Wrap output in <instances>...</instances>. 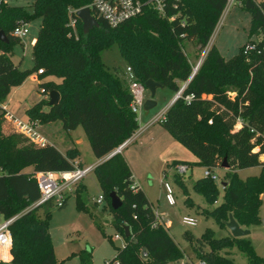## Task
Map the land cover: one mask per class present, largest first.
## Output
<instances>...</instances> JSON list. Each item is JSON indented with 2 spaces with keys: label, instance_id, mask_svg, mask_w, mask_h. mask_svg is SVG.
I'll return each instance as SVG.
<instances>
[{
  "label": "trees",
  "instance_id": "trees-1",
  "mask_svg": "<svg viewBox=\"0 0 264 264\" xmlns=\"http://www.w3.org/2000/svg\"><path fill=\"white\" fill-rule=\"evenodd\" d=\"M31 1L32 13L25 7L0 0V32L9 39L8 43L0 41V217L4 220L18 217L10 225L12 261L0 264H59L49 228L51 213L47 211L44 220L36 215L39 208L51 201L30 209L41 197L34 174L71 171L80 156L77 149L63 154L50 144L36 146L14 130L8 134L2 102L13 88L43 71L38 78L59 81L40 84L45 101L29 108L27 117L39 126L61 121L66 132L82 127L96 159H105L140 130L137 115L131 110L132 95L125 73L119 69L111 71L103 62L102 53L114 46L138 82L145 85L153 80L174 94L188 83L182 97L171 105L159 123L196 156L198 165L212 173L227 158L230 169L225 171L224 200L208 215L227 235L217 236L211 229L200 238L190 232L184 234L200 262L235 264L230 256L237 249L248 264H264V258L257 255L249 237L234 238L227 227L231 216L248 230L261 221L264 0H236L252 14L251 35L262 40L257 44L250 40L230 61L212 46L194 76L185 43H194L201 51L205 50L229 0H168L166 17L149 0H136L143 5L142 12L116 28L108 27L92 11L99 27L88 34L84 33L75 11L88 8L92 0ZM248 4L252 9L247 8ZM70 17L77 20L78 39L71 35ZM36 19L42 24L33 46L34 68L22 71L12 61L14 44L20 41L14 31ZM249 45L254 49L246 51ZM53 91L60 94L61 100L57 106L50 107V99L46 97ZM189 96L192 97L187 100ZM44 106L49 107L47 112ZM179 164L185 163L175 161L173 167ZM256 167L262 168L260 176L239 178L238 171ZM31 168L32 172L28 170ZM94 173L112 213L113 225L126 241L125 247L106 264H170L183 258L166 223L157 218L146 193L135 186L133 173L120 153L98 164ZM175 183L186 189L181 175L175 176ZM83 189L84 186L79 187L76 195L79 208L86 209ZM194 190L208 202L218 203L212 178L197 181ZM112 192L122 200L118 210L112 209ZM66 203L65 198L60 208ZM126 226L130 228V237L125 235ZM83 264H92L88 255H84Z\"/></svg>",
  "mask_w": 264,
  "mask_h": 264
},
{
  "label": "rangeland",
  "instance_id": "rangeland-1",
  "mask_svg": "<svg viewBox=\"0 0 264 264\" xmlns=\"http://www.w3.org/2000/svg\"><path fill=\"white\" fill-rule=\"evenodd\" d=\"M11 6L25 7L32 13L31 0H7ZM42 21L34 20L28 25L29 34L14 44V55L12 61L19 66L22 71L34 68L33 46L34 39L37 38ZM252 14L249 10L235 4H228L218 27L212 37L219 53L226 59L232 60L240 54L241 48L250 40L257 44L262 37L251 35ZM212 45L210 44L209 47ZM210 50V48L208 49ZM185 51L194 68L201 60L207 56V48L203 51L191 42L185 43ZM1 54V51H0ZM103 62L111 71L119 69L127 73L128 65L121 56L117 46L112 47L102 53ZM203 63V62H202ZM48 80L59 81L55 78L40 79L30 76L23 85L13 88L10 95L2 102L1 107L8 110L15 116L27 120L26 111L36 104L45 101L42 95L40 84ZM174 93L167 88L157 90L155 96L156 107L145 112L143 110L138 116L139 127H144L148 122L161 117L166 113ZM234 96V93L232 94ZM151 94L146 92V100ZM49 107L44 106V111ZM6 132L12 133L10 124L5 123ZM146 137L139 141L133 140L120 153L129 165L133 175L134 184L142 189L155 213L169 224L170 235L174 238L179 249L183 253V258L178 262L170 264H200V260L194 253L190 243L185 239L184 234L190 232L196 238H200L211 229L217 236H226L227 232L221 230L219 225L209 213L221 204L224 200V186L226 182L225 169L214 170L213 174L218 176L215 185L218 192V203L208 202L202 195L194 190L197 181L204 179L206 168L197 164L196 156L177 141L161 123H154L148 130ZM146 131V132H147ZM139 132V131H137ZM39 133L46 138L50 145L58 147L61 151L75 147L72 140H79V150L84 167L96 163L90 143L80 127L76 132H66L61 121L40 125ZM175 161L189 164L190 171L181 176L186 189H182L175 183V176L178 175L173 163ZM32 172V168L28 169ZM262 168L256 167L238 171V176L246 180L252 176H260ZM79 186H74L64 193L67 200L66 206L60 208L56 199L49 205L43 206L36 211L38 219H46V212L51 213L49 228L51 240L55 251V256L59 264H83L84 255H88L92 264H106L112 261L118 254V250L125 247L126 241L121 232L113 225V216L106 201L103 204H96L99 196L103 195L100 185L94 172L90 173ZM163 183H169L174 191L176 205L171 206L166 198V190ZM84 186L82 199L86 209L79 208L77 201V189ZM190 199L188 204L186 200ZM262 206L260 208V223L250 227V241L261 258H264V194L262 196ZM185 216L196 218V227L183 225ZM116 236L120 239L113 240ZM141 252L144 253L142 249ZM235 264H248L247 258L237 249L232 251L230 256Z\"/></svg>",
  "mask_w": 264,
  "mask_h": 264
},
{
  "label": "built area",
  "instance_id": "built-area-1",
  "mask_svg": "<svg viewBox=\"0 0 264 264\" xmlns=\"http://www.w3.org/2000/svg\"><path fill=\"white\" fill-rule=\"evenodd\" d=\"M168 0H149V4L153 6L155 10H157L163 17H166V7ZM236 0H229L228 4H235ZM228 6V5H227ZM176 7V5H174ZM100 18L102 19L108 27L116 28L122 23L132 18L137 17L143 9V5L141 2L136 0H92L91 5L88 7ZM226 11V10H225ZM78 11H75L77 14ZM93 16V15H92ZM71 35L75 36L76 39L79 38L77 31V20L73 17H70ZM218 27V26H217ZM29 34L28 25H22L15 29L14 35L19 37L20 39L25 38ZM214 35V34H213ZM213 45V41L211 39L208 47ZM207 47V51L208 50ZM212 47V46H211ZM210 47V48H211ZM254 49V46L249 45L246 48V51H250ZM208 53V52H207ZM203 60H201L197 66L194 68L193 76L197 73L200 66L202 65ZM43 71H38L35 74L38 77L42 75ZM126 75V79L129 83L130 92L132 95V103L131 110L137 116L145 109L146 104V92L148 91L146 86L141 82H138L135 78L133 71L128 68ZM188 83L184 84L181 91L176 94L175 101L182 97L184 89L186 88ZM192 96L187 97V100H190ZM49 98V97H46ZM5 121L10 124L17 134H20L27 138L31 143L36 146L44 147L49 144L48 141L39 133V125L36 122L31 121L29 118L27 120H23L19 117H16L14 114L4 109ZM164 120V114L150 122L151 124L162 122ZM134 137V136H133ZM132 137V138H133ZM130 144V140L120 146L116 151H114L111 155L107 156L106 160H108L113 155L121 153L125 147ZM97 165L84 167L81 166L79 162L74 161V169L67 172H41L35 173L34 178L38 182V187L40 190L41 197L40 199L34 203L30 209H35L40 206L47 204L48 202L56 199L57 204L61 207L64 204L65 197L64 193L70 190L72 187L79 185L83 180L92 172H94ZM175 170L177 174L184 176L190 171V167L185 164H179L175 166ZM205 178L210 177L214 181L218 180V176L214 175L210 170H206L204 174ZM136 186V185H135ZM164 189L166 190V198L171 206L176 205V199L174 195V191L172 186L169 183H163ZM105 201L103 195L99 196L96 200L98 205L103 204ZM217 204V203H216ZM157 218L160 221H163L156 214ZM18 217L4 220L0 217V262L10 263V261L6 260L5 253L11 256V249L13 246V238L10 231V225L17 219ZM183 225L187 227H196L198 221L196 218L185 216L182 220ZM120 239L119 236H116L113 240ZM200 264H204L201 262Z\"/></svg>",
  "mask_w": 264,
  "mask_h": 264
},
{
  "label": "water",
  "instance_id": "water-1",
  "mask_svg": "<svg viewBox=\"0 0 264 264\" xmlns=\"http://www.w3.org/2000/svg\"><path fill=\"white\" fill-rule=\"evenodd\" d=\"M248 9H252V6L250 4L247 5ZM77 16L81 19L83 23V30L85 34H88L91 30L94 28L99 27V22L92 16L91 10L89 8H84L77 12ZM0 41L3 43H8L9 39L5 35L4 32H0ZM147 90L150 92L151 97L149 100L146 101L145 104V112H149L153 108L156 107L157 103L155 102V96L158 89L163 88L162 85L154 82L153 80L148 81L145 84ZM49 106L55 107L60 103L61 97L60 94L56 91H53L49 95ZM114 156V155H113ZM112 156V157H113ZM111 158V157H110ZM109 158V159H110ZM222 169L229 170V164L227 163V158L224 159V163L221 167ZM223 186L225 187L226 184L224 183ZM111 199V206L113 210H118L122 207L123 203L120 197L117 195L116 192H112L110 194ZM227 227L229 231L231 232L232 236L234 238H243V237H249L251 234V231L248 229H243L237 221L233 218V216L230 217L229 223H227ZM125 235L126 237H130L131 232L130 228L128 226L125 227Z\"/></svg>",
  "mask_w": 264,
  "mask_h": 264
},
{
  "label": "crops",
  "instance_id": "crops-1",
  "mask_svg": "<svg viewBox=\"0 0 264 264\" xmlns=\"http://www.w3.org/2000/svg\"><path fill=\"white\" fill-rule=\"evenodd\" d=\"M36 42V39H34V43ZM213 46V45H212ZM210 47H208V49H209ZM34 78H35V76H33ZM175 97H176V94L174 95V97H172V99H171V102H170V104H169V106L167 107V110L171 107V105L175 102ZM17 117V116H16ZM155 120V119H154ZM153 121V120H152ZM151 121V122H152ZM153 124H151L150 125V122H148L144 127H142V128H140V130H139V132H137L135 135H134V137L133 138H131L130 139V143L133 141V140H137V141H139L142 137H146V135L149 133L147 130L152 126ZM80 128V127H79ZM78 128V129H79ZM82 128V127H81ZM78 129L77 130H75V131H70V132H76V131H78ZM83 129V128H82ZM147 131V132H146ZM85 133V132H84ZM46 139V138H45ZM72 140V143L74 144L73 146H75V147H72V148H69V149H67L66 151H61L58 147H56L61 153H63V154H65L68 150H71V149H77V150H79V145H80V141L79 140H73V139H71ZM49 143V142H48ZM79 152H80V150H79ZM80 156H81V152H80ZM80 156H79V158H80ZM79 158H77L76 160H79ZM107 158V157H106ZM106 158L105 159H102V160H98L97 159V161H96V163H94L93 165H98V164H100V163H102L103 161H105L106 160ZM77 162H79L80 163V165L81 166H83V164H82V161H77ZM93 165H90V166H93ZM133 180H134V175H133ZM137 187H139V186H137ZM140 188V187H139ZM164 221V220H163ZM165 222V221H164ZM167 225V227L169 226V224L167 223L166 224ZM11 261H12V255H11Z\"/></svg>",
  "mask_w": 264,
  "mask_h": 264
},
{
  "label": "bare ground",
  "instance_id": "bare-ground-1",
  "mask_svg": "<svg viewBox=\"0 0 264 264\" xmlns=\"http://www.w3.org/2000/svg\"><path fill=\"white\" fill-rule=\"evenodd\" d=\"M5 257H6V260H8V261L11 260V256L8 254V252L5 253Z\"/></svg>",
  "mask_w": 264,
  "mask_h": 264
}]
</instances>
